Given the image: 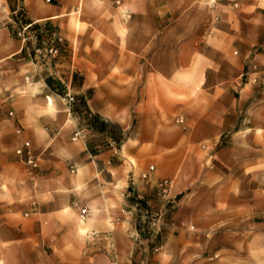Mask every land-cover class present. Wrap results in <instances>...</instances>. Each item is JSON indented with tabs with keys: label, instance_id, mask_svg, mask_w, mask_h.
Here are the masks:
<instances>
[{
	"label": "crops",
	"instance_id": "obj_1",
	"mask_svg": "<svg viewBox=\"0 0 264 264\" xmlns=\"http://www.w3.org/2000/svg\"><path fill=\"white\" fill-rule=\"evenodd\" d=\"M223 1L219 7L210 0H0V264H106L109 237L120 264L135 260L129 195L147 197L163 178L185 185L195 164L185 148L216 138L233 112L229 43L216 41L233 32L213 29L217 10L227 8ZM236 1L243 20L264 9V0ZM115 2L128 9L127 22ZM18 8L33 21L54 22L65 38L67 48L50 64L64 95L45 80H25L30 54L6 25ZM204 18L208 27L200 26ZM69 94L83 96L91 113L119 127L121 144L108 138L93 154L85 140L73 139L79 118ZM26 143L37 170L16 153ZM149 166L150 178L142 180ZM248 233L241 236L243 256ZM196 238L177 241L185 250ZM257 243H264L260 234ZM258 249L264 264V246Z\"/></svg>",
	"mask_w": 264,
	"mask_h": 264
},
{
	"label": "rangeland",
	"instance_id": "obj_2",
	"mask_svg": "<svg viewBox=\"0 0 264 264\" xmlns=\"http://www.w3.org/2000/svg\"><path fill=\"white\" fill-rule=\"evenodd\" d=\"M225 1L227 8L221 6L217 10L213 29L233 32L229 36L218 35L216 39L218 44L229 43L230 72L234 78L228 84L227 92L232 100L233 112L225 116V127L216 138L185 148L186 156L195 162L190 168L194 176L187 177L185 185L175 187L174 180L163 178L147 197L129 195L130 210L135 218L133 238L136 246V258L129 264H258V247L260 245L261 249L264 246V243H257L259 234L264 238V225L258 227V221H264V9L250 13L243 20L235 11L240 8L238 1ZM44 2L51 3L52 0ZM223 2L210 0V5L218 4L220 7ZM112 6L119 7L125 19L129 18L126 6L117 2ZM16 10L29 19L23 8ZM39 23H51L58 28L50 20ZM208 23L211 22L204 18L200 26L208 27ZM211 33L202 35V43L211 38ZM67 45L66 42L61 54ZM50 71L54 72L52 68L44 71V80L51 79L52 83H47L50 89L64 95L61 84L48 75ZM220 102L229 105L230 98H222ZM76 116L79 118L77 128L85 135L84 140L91 153L105 147L108 138L116 146L121 144L124 135L116 125L109 123L101 132L92 127L82 112ZM178 120L187 131L186 123ZM152 171L149 166L145 171L148 177L143 178L141 172L140 178L148 181ZM163 180L171 182L165 193L159 187ZM175 188L181 189V193H174ZM227 202L230 203L228 207ZM182 204L189 205L183 206L177 214ZM177 220L185 221L187 226L184 229L174 228L172 223ZM247 223L250 224L249 230L245 227ZM247 231L251 237L250 249L243 256L241 236ZM183 234L198 237L195 242L187 243L185 250H182L183 244L177 241V236ZM208 235V242L201 240ZM253 236H256L255 242ZM113 243L116 248L114 240ZM110 244L108 239L106 264H120L118 252L114 254ZM194 252H202L205 257H195Z\"/></svg>",
	"mask_w": 264,
	"mask_h": 264
},
{
	"label": "built area",
	"instance_id": "obj_3",
	"mask_svg": "<svg viewBox=\"0 0 264 264\" xmlns=\"http://www.w3.org/2000/svg\"><path fill=\"white\" fill-rule=\"evenodd\" d=\"M6 25L11 34L22 42L24 50L30 54L32 70L25 76V80L29 83L34 82L35 79L44 80L46 76L44 71L51 68V62H55L66 46L65 39L59 33L58 28L51 23L40 24L37 21L29 20L25 14L18 10L13 12ZM53 73L50 71L48 75L54 77ZM67 98L72 110L75 98L72 94H69ZM73 139L84 141L85 135L80 128H76ZM16 153L31 170L39 168L37 158L33 155L27 143L19 147ZM150 169H153V167L150 166ZM71 171H74L73 167H71ZM141 175L143 178L148 177L147 172H143ZM170 183L168 180L161 181L159 183L160 190L163 193L167 192ZM82 211L84 212L85 209ZM109 240L115 254L116 249L113 240L111 237H109Z\"/></svg>",
	"mask_w": 264,
	"mask_h": 264
},
{
	"label": "trees",
	"instance_id": "obj_4",
	"mask_svg": "<svg viewBox=\"0 0 264 264\" xmlns=\"http://www.w3.org/2000/svg\"><path fill=\"white\" fill-rule=\"evenodd\" d=\"M46 81L49 85L52 83L51 79L49 78ZM72 84H74V78ZM74 98L76 99V102H74V104L72 105V111L78 116L79 113L82 112L88 117V120H90V124L92 125V127H94L98 131H104L109 122L105 121L101 116L91 113L83 96L76 94L74 95Z\"/></svg>",
	"mask_w": 264,
	"mask_h": 264
}]
</instances>
